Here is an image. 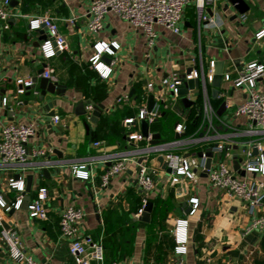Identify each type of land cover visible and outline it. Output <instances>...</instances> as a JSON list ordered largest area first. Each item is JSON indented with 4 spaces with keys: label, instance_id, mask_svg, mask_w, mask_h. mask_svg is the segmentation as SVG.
I'll return each mask as SVG.
<instances>
[{
    "label": "crops",
    "instance_id": "crops-1",
    "mask_svg": "<svg viewBox=\"0 0 264 264\" xmlns=\"http://www.w3.org/2000/svg\"><path fill=\"white\" fill-rule=\"evenodd\" d=\"M245 2L249 10L240 14L229 0H219L217 7L207 9L212 21L201 28L195 6H189L179 24L181 33L176 35L158 28L160 36L150 48L143 34L115 13L107 15L103 32L90 33L87 12L92 0L12 1L8 8L10 18L0 31V127L32 124L36 134L28 143L27 165L0 163V193L5 201L11 205L22 197L20 210L5 212L0 208L4 219L0 228V264H17L10 256L3 229L15 233L24 253L38 264H75L69 254V241L61 236L59 229L60 216L69 206L84 210V233L104 246V264L177 261L180 257L175 253L174 230L178 220L189 221L190 243L188 254L183 256L187 264H264V232L244 236L252 220L244 203L212 189L202 174L196 182L173 185L170 173L158 161L160 156L148 159V165L157 171L154 174L156 189L150 199L159 197L170 202L172 208L165 216L157 215L153 228L149 226L151 217L149 222L141 220L143 212L138 209L142 207L144 194L138 188L137 173L138 164L144 158L136 153L149 143L131 144L124 127L125 119L136 118L139 109L148 105L150 96H154L155 102L166 99L173 116L169 120L158 119L149 126L153 144L179 139L181 136L175 133V126L182 117L176 109L181 110V106L177 99L166 95L159 82L173 74L185 75L200 52L206 64L211 60L224 63L223 74H229L232 79H236L249 62L264 64V41L255 40L256 33L264 28V0ZM44 16L55 20L68 43L65 52L49 61L41 55L43 30L30 29V21ZM71 19H75L74 23L69 22ZM97 41L120 45L113 56L101 59L113 68L107 80H103L90 63ZM47 67L55 70L56 81L50 82L58 86L55 93L47 91L43 95L41 72ZM19 79L33 81V86L23 96L16 94ZM149 83L157 87L146 97L145 86ZM99 85L105 87V97L94 95ZM212 87L210 95L217 113L224 103L228 105L222 116L219 115L228 127L220 126L219 132L234 136L235 167L243 156V144L249 140L237 137L244 130L245 120L236 119L232 112L245 100L246 90L235 89L224 80L218 95L213 94ZM259 90L264 93V79L259 83ZM126 95L129 100L119 102ZM1 97L8 99L7 106L3 105ZM99 105L104 108L97 118L93 114ZM89 106L94 110L89 112ZM127 111L128 116L124 114ZM56 116L60 117L58 123L54 122ZM105 117L109 119L108 126L97 132ZM118 122V126L113 125ZM132 128L138 130L139 126ZM96 142H101V146L96 147ZM261 142L264 144V139ZM38 150H44L45 155L33 157ZM113 156L128 157L132 163L104 187L102 176L112 165L109 159ZM81 165H87L89 180L75 177L73 169ZM30 176L33 183L31 192L26 194L29 201H24ZM12 178L24 181V192L9 189ZM40 188L47 189L46 220L31 219L28 211ZM181 188H187L189 193L178 197L176 194ZM191 197L200 200V211L194 217L188 216Z\"/></svg>",
    "mask_w": 264,
    "mask_h": 264
},
{
    "label": "built area",
    "instance_id": "built-area-1",
    "mask_svg": "<svg viewBox=\"0 0 264 264\" xmlns=\"http://www.w3.org/2000/svg\"><path fill=\"white\" fill-rule=\"evenodd\" d=\"M13 0H2L0 3V31L2 25L10 18L9 6ZM219 0H92L87 12L89 18V32L95 35L104 31V20L110 13H115L123 21L127 22L132 29L141 32L146 38L148 47L152 48L159 38V30L166 29L179 35L184 11L189 6H195L198 13L199 28L204 23L212 21L207 9L217 7ZM246 20V16L242 15ZM75 19L69 22L74 23ZM45 26L48 32L47 39L41 44V55L45 61L56 58L59 54L68 49L65 37L60 34L58 25L50 16L34 18L30 21L32 31ZM257 42L264 41V28H261L255 35ZM95 53L90 58V63L103 80L110 78L113 72L111 65L104 64L101 59L106 55L113 56L115 50L120 49L117 42L107 43L97 41L93 46ZM216 62L211 60L208 64L200 55L193 60V67L185 75L173 74L162 78L159 82L160 88L167 96L177 99L181 110L176 109L182 117L175 126V133L181 136L175 141L153 144L154 136L150 131L144 135L142 123L148 126L161 118L164 107L169 106L166 99L155 102L151 110L144 104L136 118L125 119L124 127L127 129L126 137L131 144L137 145L147 142L146 148L138 149L137 155L142 156V161L138 164L137 185L144 194L143 208L148 204L150 195L156 189L154 174L155 168L148 165V159L152 156H162L171 170L170 181L173 185L196 182L199 175L206 171V165L211 159V166L207 172L209 186L218 191H222L230 198L240 200L244 203L248 215L252 218L249 225L244 230V236L251 233L264 232V93L259 90V83L264 79V64L252 61L241 69L239 76L232 79L229 74H223V80L229 82L235 89H245V100L237 105L232 115L238 119H244V130L237 134V137L246 138L249 141L243 144V156L239 159V170L234 169L233 137L231 134H221L220 126L228 125L218 115L214 107L210 88L214 83ZM42 76L52 82L56 81L55 70L47 67ZM199 81L198 93H194L188 87L190 81ZM1 81V78H0ZM18 89L16 94L23 96L28 89L33 86L32 79L17 81ZM157 85L149 83L145 86L146 97L155 91ZM180 89H187V95L179 96ZM187 98L193 102L190 108H185L182 99ZM126 95L120 98L119 102L128 101ZM4 106L8 105V99L3 98ZM18 104H22L19 102ZM225 109L228 108L224 103ZM89 112L94 110L93 106L87 107ZM186 110V111H185ZM194 111L195 120L198 119V127L193 133H189V124L193 119L186 120L189 113ZM187 115L188 117L186 118ZM60 117L56 116L54 122L58 123ZM139 126L138 130H133L132 126ZM36 134L32 124H7L0 127V163L4 166H25L29 163L28 143ZM101 142H96V147L101 146ZM256 150V154H255ZM45 155L44 150L33 153V157ZM156 160V159H155ZM112 165L102 176V185L108 186L112 178L123 174L132 159L123 156L110 157ZM136 163V161H135ZM74 175L77 179L89 180L90 172L87 165L74 167ZM244 173V175H242ZM9 189L22 193L25 190L24 181L10 179ZM189 190L181 188L176 194L178 197L187 195ZM47 200V189L40 188L36 200L28 206L29 216L35 220H46L48 218L44 203ZM191 211L189 217H194L200 211V200L197 197L189 199ZM22 207V197H18L15 202L9 205L0 193V208L5 212L10 210H20ZM143 209L140 210V213ZM3 216L0 215V228H3ZM85 212L81 207L69 206L66 208L59 220L61 236L68 239L69 254L75 264H104L105 249L100 242H96L92 237L84 233ZM189 221L178 220L174 230L175 253L180 258L170 264H187L183 256L188 254ZM2 235L9 247L11 258L17 264H38L28 257L21 248L20 238L9 230H2ZM117 264V263H114Z\"/></svg>",
    "mask_w": 264,
    "mask_h": 264
},
{
    "label": "water",
    "instance_id": "water-1",
    "mask_svg": "<svg viewBox=\"0 0 264 264\" xmlns=\"http://www.w3.org/2000/svg\"><path fill=\"white\" fill-rule=\"evenodd\" d=\"M230 4L233 5V7L238 11V13L240 14H245L248 10L249 7L246 4L245 0H229ZM41 29L43 30V40L47 39V29L45 26H42ZM44 71L41 72V74H43ZM190 72V70L188 71ZM223 72H224V63H216V67H215V78H214V83H213V94L214 95H218L220 93L219 89L223 83ZM58 84L57 83H52L50 82V80L42 77L41 78V82H40V88L42 90V94L46 95V92H51V93H55L56 89H57ZM188 87L192 90H195L194 93H198V87H199V81L195 80V81H190L188 83ZM187 89H180L178 91V95L179 96H185L187 95ZM3 100V97H1ZM182 103L184 105L185 108H190L193 105V102L189 101L187 98L182 99ZM155 104V99L154 96H150L149 98V102H148V109L151 110L153 108ZM225 104L222 105L221 109L218 111V115L222 116L224 110H225ZM103 106L99 105L97 107H95V111H94V116L99 118L101 115V112L103 110ZM164 116V113H163ZM142 129L145 130V135L148 134L149 131V126L146 123H142ZM156 137H158V135H156ZM256 150H255V154H256ZM60 155V154H59ZM158 161L163 165L164 169H167V171L170 173L171 170L169 168H167V165L164 161V158L162 156H160L158 158ZM211 166V159L208 160L207 165H206V171L202 174L203 177H207V172L210 169ZM239 163L237 162L234 169L236 171L239 170ZM242 175H244V173H242ZM32 183H33V177L30 176L28 178V183H27V188L25 191V200L24 201H29V197L26 196V194L31 192V187H32ZM153 210V204L151 202H148V204L143 208V213H142V218L141 220L150 221V217H151V213ZM191 211V208H189V212Z\"/></svg>",
    "mask_w": 264,
    "mask_h": 264
},
{
    "label": "trees",
    "instance_id": "trees-1",
    "mask_svg": "<svg viewBox=\"0 0 264 264\" xmlns=\"http://www.w3.org/2000/svg\"><path fill=\"white\" fill-rule=\"evenodd\" d=\"M94 95L96 96V98L99 97V96L105 97V87L103 85H99L96 89H94ZM162 113H165V115L162 116L161 118H159L161 121L167 120V119L169 120L173 116L171 114V112H170V107H168V108L164 107ZM124 114L128 116L130 114V112L127 111ZM195 117L196 116H194V111H191L189 113V117L188 118L189 119H193V122H191L189 124V133L188 134L193 133L198 127V119L195 120L196 119ZM108 124H109V119L108 118L105 117L104 119H101V121L99 123V126H98L97 132L106 129ZM118 124H119V122L118 123H113V125H115V126H118ZM169 140L170 139H167L165 141L169 142ZM149 202H151L153 204V210H152V213H151V221H150V224H149V226L151 228H153L157 215L158 214H161V215L163 214L165 216L171 210L172 206H171L170 202L163 201L159 197L151 198L149 200ZM142 208H143V203H142V207L140 209H138V212L140 210H142Z\"/></svg>",
    "mask_w": 264,
    "mask_h": 264
},
{
    "label": "rangeland",
    "instance_id": "rangeland-1",
    "mask_svg": "<svg viewBox=\"0 0 264 264\" xmlns=\"http://www.w3.org/2000/svg\"><path fill=\"white\" fill-rule=\"evenodd\" d=\"M143 133H144V135H145V130H143Z\"/></svg>",
    "mask_w": 264,
    "mask_h": 264
}]
</instances>
